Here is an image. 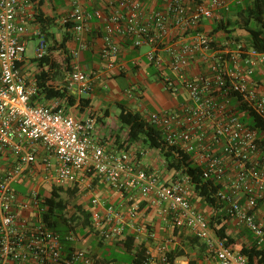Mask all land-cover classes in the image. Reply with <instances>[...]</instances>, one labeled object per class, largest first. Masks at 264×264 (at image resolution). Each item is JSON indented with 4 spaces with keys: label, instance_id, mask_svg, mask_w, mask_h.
Returning <instances> with one entry per match:
<instances>
[{
    "label": "built area",
    "instance_id": "1",
    "mask_svg": "<svg viewBox=\"0 0 264 264\" xmlns=\"http://www.w3.org/2000/svg\"><path fill=\"white\" fill-rule=\"evenodd\" d=\"M233 1L238 4L242 0ZM164 2V11H156L142 21L139 0H120L127 11L104 18L99 58L106 69L119 67L117 37L129 41L132 47H150L145 60L164 69L163 88L173 93L182 88L187 100L176 109L148 115L146 121L160 130L166 146L190 157L201 169L203 180L219 186L216 198L226 205V214L251 234L257 247L264 248V220L254 215L257 201L264 198L263 136L250 122L251 115L264 121V94L252 80L255 68L264 65V52L229 39L219 43L198 31L203 20L214 19L219 10L228 11L229 0ZM70 3L71 9L61 23L70 25L77 48L70 53L66 89L81 97L89 94L99 79L98 74L81 68L79 57L87 48L85 36L92 20L103 15L85 10L81 0ZM33 16L32 11L23 10L21 0H0V157L17 156V164L0 175V264L95 262L85 250L66 251V244L80 240L79 235L69 231L63 236L42 219L31 221L16 213L17 196L11 185L25 166L36 161V143L56 158L52 179L56 188H72L78 182V172L91 170L123 194L138 192L145 197L153 193L163 205L161 217L169 220L177 233L197 239L208 258L217 264H249L248 257L229 248L192 207L187 176L160 182L157 174L137 169L128 151H107L97 143L93 117L76 119L57 101L49 106L34 102L37 86L27 81L20 65L29 41L27 24ZM173 30L186 35V39L173 40ZM161 47L164 58L159 53ZM47 55L46 42L39 37L33 59ZM197 60L205 65L204 73L191 72ZM129 202L125 218L114 206L93 199L91 230L104 242L115 244L126 237L128 227L135 242L146 248L142 264H176L174 259L183 255L175 256L172 241H156L155 233L137 220L138 203L132 198ZM38 204L39 196L32 192L30 201L21 206L26 209Z\"/></svg>",
    "mask_w": 264,
    "mask_h": 264
},
{
    "label": "crops",
    "instance_id": "2",
    "mask_svg": "<svg viewBox=\"0 0 264 264\" xmlns=\"http://www.w3.org/2000/svg\"><path fill=\"white\" fill-rule=\"evenodd\" d=\"M38 1V0H37ZM37 1L31 2L29 0H21L23 10L32 11L38 8L44 16L54 19L53 23L47 25L43 30L39 23L34 19L27 24L29 40L38 39L42 37L47 47L49 62L42 68H39L37 62L33 58L23 56L20 63L22 72L27 78V81L34 82L35 75L41 70L49 71L50 80L48 84L55 89H66L70 53L77 48V41L70 26L63 25L61 18L66 15L71 9L70 0H42V5H37ZM141 2V20H148V18L156 11H164L166 4L164 0H139ZM82 6L88 12L99 11L103 18L93 19L90 24V31L85 36L87 48L80 52V65L86 72H92L99 75L92 87V90L87 95L77 97L74 92H69L67 95L69 100L62 103L63 108L67 113L71 114L76 119H85L93 117L95 119V128L93 133L94 140L101 144L107 151H128L131 154L133 162L137 169H142L147 172H153L159 176L160 182L170 183L179 178L186 177L184 174L169 167V159H167L159 148H149L143 141L142 137L137 141L127 143L128 127L122 125L118 119V114L122 107L140 114L142 117L155 113L160 110H173L183 105L187 100V92L180 89L173 93L163 88V79L165 76L164 69H159L154 65L149 64L145 60V54L150 52V47L147 45L141 47H132L129 41H124L117 37L116 41L119 45L118 63L119 67L115 69H106L99 58V51L103 45L102 35L104 28V18L110 16L116 11L126 13L127 9L123 8L120 0H81ZM233 0H229V10H219L212 20H203L198 28L199 32L209 33L212 27L220 21L229 26L228 29H233L232 36L243 38L247 41L248 34L242 29L236 27V12L233 8ZM39 32L40 36L36 35ZM195 31H193L194 33ZM192 33V32H191ZM192 33V34H193ZM67 36L64 49L59 45L63 41L64 36ZM44 36L46 38H44ZM186 35H183L177 30H173V40L182 41ZM215 41L221 43L226 39L224 32H217L212 35ZM38 43V42H37ZM159 53L165 57L162 47ZM164 68V67H163ZM191 72L201 73L205 72V65L196 61L191 66ZM149 76H153L154 82L150 83ZM120 79L126 80L123 87L119 84ZM253 82L257 85L258 90L264 94V65H258L255 68ZM65 91V92H66ZM36 104L49 106L53 100H38L34 98ZM148 110V111H146ZM36 151V161L24 167L23 174L19 176L16 181L25 183L28 179H35L39 184L47 186L49 193L41 194L39 196V204L37 206L30 205L24 209L21 203L30 201V195H21L16 193L17 206L16 213L19 216L28 218L31 221L42 219V214L46 208L42 201L49 197L53 188V177L55 174L56 158L54 154H50L43 145L36 143L34 145ZM17 164V156L9 154L8 156L0 157V175L9 167ZM78 182L76 188L78 193H83L87 202L85 205H80L85 212L89 214L95 210L92 205L93 199H98L106 205L114 206L115 210L121 213L126 218V206L130 203L129 198L138 203L139 211L137 220L139 223L149 227L156 236V241H172L171 247L173 250H183V256L174 259L176 264H187L188 260H197L199 264H217L214 259L208 258L205 255L203 247L199 243L192 244L189 235L185 233H177L169 220H164L160 211L163 208L159 204L153 193L143 197L140 193L135 192L131 195L123 194L100 180L91 170L80 171L77 174ZM189 200L192 207L198 211L208 221L211 218H216L221 224H224L227 229L232 232V237L238 242L248 245L252 242L251 234L235 224L234 220L226 214V205L220 204L219 208L213 209L207 204L203 198L198 196L194 191L190 193ZM240 203H244V198H240ZM70 216L76 215L79 221H83V215L75 210L73 207L69 211ZM257 220H264V198L257 201V206L254 211ZM60 223L63 227V236L72 227L69 224ZM77 235L81 237L80 240L68 242L66 244V251L71 248L80 249L82 246L93 248L94 244L97 247L103 245L113 246V244L106 243L98 235H96L89 227H77ZM82 232H89L87 238L82 239ZM126 233H131L130 228H126ZM85 235V234H83ZM95 235L99 238L98 241L93 239L87 240ZM95 238V237H94ZM96 239V238H95ZM94 252L98 248H93ZM172 249V248H171ZM96 253V252H95ZM94 253V254H95ZM99 253V252H98ZM94 254L90 253L91 256ZM94 261L102 259L98 254L93 258ZM113 264V263H111ZM124 264V263H118Z\"/></svg>",
    "mask_w": 264,
    "mask_h": 264
},
{
    "label": "trees",
    "instance_id": "3",
    "mask_svg": "<svg viewBox=\"0 0 264 264\" xmlns=\"http://www.w3.org/2000/svg\"><path fill=\"white\" fill-rule=\"evenodd\" d=\"M35 2L37 0H29ZM37 5H42V0L37 1ZM236 12V27L244 30L248 34L247 46L255 49L259 52H264V0H242L238 4H234ZM33 19L42 26L43 30L47 25L54 22V19L44 16V14L35 8ZM70 26V25H66ZM229 26L223 22L217 23L212 27V30L207 33L209 36L221 31L226 34V39L239 41L238 37L232 36L233 29H228ZM44 38H46L44 36ZM45 41V40H44ZM67 41L65 35L63 41L59 45L64 49V44ZM47 50L50 49L47 47ZM65 51V49H64ZM39 68H42L49 62V55L36 60L34 59ZM50 80L49 71L41 69L34 77V82L37 86L38 100H53L57 101L59 106L63 108L62 103L69 100L66 89L52 88L48 81ZM66 91V92H65ZM118 119L122 125L128 127L127 143L137 141L139 138H143L142 141L149 148H159L162 154L169 159V167L174 168L180 173L188 177L192 192L194 191L198 196L204 199L213 209H217L220 206V202L216 198V192L219 189L218 185H215L211 180H203L201 169L195 166L190 157L174 147L166 146L160 130L146 121L145 117H142L136 112H132L122 107L118 114ZM250 122L252 126L256 127L260 134L263 136L261 145L264 150V121L255 115H251ZM68 188L66 190L60 188H53L51 195L43 199L42 203L46 210L42 214V220L48 227L54 229L58 223H66L67 220L62 216L63 211L67 208L69 202L63 199L60 195L61 191H66L71 198L77 191L75 188ZM190 201V200H189ZM76 211L83 215V227L90 225V214L85 212L80 205H74ZM70 221H77L79 217L71 215ZM210 225L215 229L216 234L220 239L225 241V244L238 252L246 255L249 259V264H264V248L257 247L254 242H250L248 245L238 242L232 237V232L227 229L224 224L216 218H211ZM192 244L197 243V239H190ZM102 245V244H101ZM115 246L127 255V258L122 263L124 264H142L146 258V248L143 243H136L132 233H126V237L115 243ZM183 255V250H178L175 256ZM116 258L97 259L94 264H111L117 263ZM120 263V262H119ZM189 264H198L197 260H190Z\"/></svg>",
    "mask_w": 264,
    "mask_h": 264
},
{
    "label": "rangeland",
    "instance_id": "4",
    "mask_svg": "<svg viewBox=\"0 0 264 264\" xmlns=\"http://www.w3.org/2000/svg\"><path fill=\"white\" fill-rule=\"evenodd\" d=\"M37 40L38 39H31V40L28 41L24 56H26L28 58H33L34 57V51H35V48H36V46L38 44ZM238 42H241V43L247 45V41L245 39L241 38V37H240L239 41H237V43ZM148 80H149L150 83L154 82L153 76H149ZM126 82H127L126 80L120 79L119 84L123 87L124 85L129 84V83H126ZM146 111H148V110H146ZM157 112H159V111H157ZM11 186H12L14 191H16L17 193H19L21 195H30L32 192L41 193V194L49 193V189L47 188V186L45 187L42 184H39V181L36 182L35 179H28V180H26L25 183L18 182V181L15 180L12 183ZM75 187H76V184L72 188H75ZM60 195H61V197L63 199H65V200H67L69 202V204L67 205V208L62 213V216L66 220H70L69 211L73 209V204L74 205H85L87 203V202L86 203L84 202L85 204L83 203V200H85V198L83 197L84 194L83 193H78L77 191L71 198L68 196V193L66 191H64V192L61 191ZM71 223L73 225L72 226V232L75 233V234H77V232H78L77 227H79V226L83 227V223H81V221H79V220L71 221ZM86 227H90V225H88ZM54 229L57 232H59L61 235L63 234V231H62L63 227H62V225L60 223H58V225ZM90 229H91V227H90ZM83 234H85V235H83ZM88 234H89V232H85V233L82 232V239L87 238L86 236H88ZM90 239H93L95 242L99 240V238L96 237L95 235H91V237L89 239H87V240H90ZM93 248H95V249L98 248L97 249L98 251H95L96 252L95 253ZM93 248H88V247L82 246L80 249L87 251L89 254L90 253L91 254L95 253L94 256H92V258H95V256H97L98 254H100L101 257L104 258V259L105 258H107V259L116 258L118 262L117 263H113V264H118L119 262L122 263L127 258V255L124 252H122L121 250H119L115 246V244H113L112 247L108 246V245H103V244H102V246L97 247L96 244H94Z\"/></svg>",
    "mask_w": 264,
    "mask_h": 264
}]
</instances>
